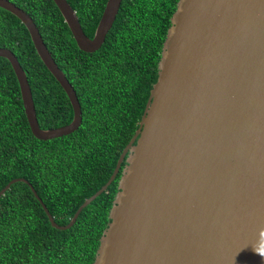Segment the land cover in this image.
Listing matches in <instances>:
<instances>
[{"label":"water","instance_id":"obj_1","mask_svg":"<svg viewBox=\"0 0 264 264\" xmlns=\"http://www.w3.org/2000/svg\"><path fill=\"white\" fill-rule=\"evenodd\" d=\"M80 50L104 42L121 0H106L92 37L67 0H53ZM0 7L28 30L41 61L66 93L69 123L39 126L16 55L0 47L18 81L32 134L52 139L82 120L71 83L32 17L10 0ZM121 175L92 264H264V0H178L157 64V78L107 182L65 225Z\"/></svg>","mask_w":264,"mask_h":264},{"label":"trees","instance_id":"obj_2","mask_svg":"<svg viewBox=\"0 0 264 264\" xmlns=\"http://www.w3.org/2000/svg\"><path fill=\"white\" fill-rule=\"evenodd\" d=\"M29 14L52 58L73 86L82 120L73 132L41 140L29 127L17 78L0 56V190L25 178L54 221L69 222L78 206L109 179L139 126L170 17L178 0H121L104 42L80 50L53 0H10ZM92 37L106 0H67ZM0 47L24 69L41 128L67 124L72 108L38 56L24 24L0 7ZM82 208L66 229L53 227L28 183L0 196V264H92L121 175Z\"/></svg>","mask_w":264,"mask_h":264},{"label":"flooded vegetation","instance_id":"obj_3","mask_svg":"<svg viewBox=\"0 0 264 264\" xmlns=\"http://www.w3.org/2000/svg\"><path fill=\"white\" fill-rule=\"evenodd\" d=\"M92 36H93V35H92ZM99 48H100V47H99ZM99 48H98V49H99ZM95 51H96V50H95ZM93 52H94V51H93ZM75 93H76V92H75ZM76 95H77V94H76ZM68 100H69V99H68ZM70 105H71V104H70ZM71 108H72V107H71Z\"/></svg>","mask_w":264,"mask_h":264},{"label":"clouds","instance_id":"obj_4","mask_svg":"<svg viewBox=\"0 0 264 264\" xmlns=\"http://www.w3.org/2000/svg\"><path fill=\"white\" fill-rule=\"evenodd\" d=\"M261 255H264V252H262Z\"/></svg>","mask_w":264,"mask_h":264}]
</instances>
